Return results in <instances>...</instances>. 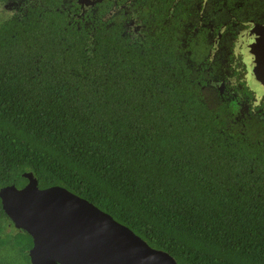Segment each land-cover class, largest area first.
Wrapping results in <instances>:
<instances>
[{
  "label": "trees",
  "instance_id": "1",
  "mask_svg": "<svg viewBox=\"0 0 264 264\" xmlns=\"http://www.w3.org/2000/svg\"><path fill=\"white\" fill-rule=\"evenodd\" d=\"M74 2L35 0L0 23V189L32 172L177 264H264L262 120L205 96L173 38L131 47L67 24ZM34 255L0 204V264Z\"/></svg>",
  "mask_w": 264,
  "mask_h": 264
},
{
  "label": "flooded vegetation",
  "instance_id": "2",
  "mask_svg": "<svg viewBox=\"0 0 264 264\" xmlns=\"http://www.w3.org/2000/svg\"><path fill=\"white\" fill-rule=\"evenodd\" d=\"M34 1L0 3L9 12L4 21L19 19ZM74 4L73 11L65 10L67 24L112 27L131 47L173 38L183 57L174 64L190 69L191 80L205 96L237 101L264 124V0H75ZM91 17L98 19L90 21ZM88 37L94 41L91 33Z\"/></svg>",
  "mask_w": 264,
  "mask_h": 264
},
{
  "label": "water",
  "instance_id": "3",
  "mask_svg": "<svg viewBox=\"0 0 264 264\" xmlns=\"http://www.w3.org/2000/svg\"><path fill=\"white\" fill-rule=\"evenodd\" d=\"M0 204L13 229L28 234L30 264H177L65 188H38L32 172L1 188Z\"/></svg>",
  "mask_w": 264,
  "mask_h": 264
},
{
  "label": "rangeland",
  "instance_id": "4",
  "mask_svg": "<svg viewBox=\"0 0 264 264\" xmlns=\"http://www.w3.org/2000/svg\"><path fill=\"white\" fill-rule=\"evenodd\" d=\"M8 14H9L8 10H4L2 6H0V23L8 18L7 16Z\"/></svg>",
  "mask_w": 264,
  "mask_h": 264
}]
</instances>
